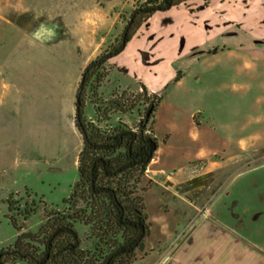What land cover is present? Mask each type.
I'll return each instance as SVG.
<instances>
[{
	"label": "rangeland",
	"instance_id": "rangeland-1",
	"mask_svg": "<svg viewBox=\"0 0 264 264\" xmlns=\"http://www.w3.org/2000/svg\"><path fill=\"white\" fill-rule=\"evenodd\" d=\"M143 1L0 0V248L18 235L6 217L8 199L36 209L25 221V229L36 230L42 203H61L78 179L83 143L75 95L87 66L81 67L83 56L98 43L99 56L120 40ZM223 3L238 11L248 6L239 17L241 29L229 31L234 37L223 33L210 11L221 0L202 8L201 0H189L156 11L109 60L113 68L99 89L102 98L142 86L162 96L151 125L159 151L136 186L147 235L132 264L167 263L196 227L254 228L264 243V50L253 43L264 28L255 20L264 3ZM88 95L83 117L102 129L118 121L135 128L143 116L145 106L138 104L96 119ZM198 152L208 153L206 174L195 183L204 187L191 196L172 188L178 181L166 175L186 183ZM76 228L88 246V226Z\"/></svg>",
	"mask_w": 264,
	"mask_h": 264
},
{
	"label": "trees",
	"instance_id": "trees-1",
	"mask_svg": "<svg viewBox=\"0 0 264 264\" xmlns=\"http://www.w3.org/2000/svg\"><path fill=\"white\" fill-rule=\"evenodd\" d=\"M187 1L144 0L131 12L120 40L84 68L79 94L83 146L77 159L78 179L61 203H42V219L36 230L25 229V221L36 209L21 208L17 201L7 200L6 217L18 235L10 245L0 248V264H132L135 249L141 247L147 235L145 206L136 186L152 156L138 160L140 151L149 147L153 137L152 120L162 96L148 94L143 86L136 93L114 90L108 99L98 92L109 75V60L125 46L122 40L124 44L131 40L158 9L165 10L167 3L172 7ZM202 1L206 6L209 0ZM179 77L177 74L175 79ZM87 91L96 119L125 114L138 104L145 106L143 116L135 128L118 121L102 129L83 117ZM77 223L90 230L92 240L88 246H83Z\"/></svg>",
	"mask_w": 264,
	"mask_h": 264
},
{
	"label": "crops",
	"instance_id": "crops-1",
	"mask_svg": "<svg viewBox=\"0 0 264 264\" xmlns=\"http://www.w3.org/2000/svg\"><path fill=\"white\" fill-rule=\"evenodd\" d=\"M224 1L225 0H221V5L218 8L212 6L209 8L212 14L216 15L217 21H215L224 25L223 33L225 35L231 34L234 37L235 32L229 31L233 28L241 29V26L238 25L239 17L246 16L248 6L238 11L233 6L223 5L225 4L223 3ZM259 1L264 3V0ZM259 11L260 16L255 19L256 23L264 22V8L260 7ZM208 20L209 22H214L213 18L210 19L209 17ZM261 27H263V25L259 26V29ZM256 35L257 39L254 40L253 43H255V45L257 44L260 50H264V28ZM252 37L253 39L255 38L254 36ZM100 45L101 44L98 43L92 50L83 56L82 68L98 56ZM258 45H262V47ZM217 51L218 50H216V52ZM108 64L110 69H112L113 66L111 63L108 62ZM68 101L71 106L73 101L72 95L69 96ZM156 151H159V146H157ZM207 155L208 153L206 152H198L196 163L190 175L191 179L186 183L179 177H174L170 174L166 175L167 177L173 178L174 181H178V184L173 183L171 187H178L185 190L187 194L191 195L192 193L191 196H194V193H197V188L204 187V183L197 185H195V183L199 182L198 180L202 179L206 174L205 160ZM167 182L170 183L169 181ZM186 193L183 192V194ZM258 233L260 234V232L254 230V228L249 229L245 227H243V229L196 227L190 231L187 242L176 245L172 259L165 264H264V243L260 242V239L257 238V236H259ZM161 250L165 251L166 247Z\"/></svg>",
	"mask_w": 264,
	"mask_h": 264
},
{
	"label": "water",
	"instance_id": "water-1",
	"mask_svg": "<svg viewBox=\"0 0 264 264\" xmlns=\"http://www.w3.org/2000/svg\"><path fill=\"white\" fill-rule=\"evenodd\" d=\"M171 7V5L169 3H167L165 5V10L166 9H169ZM204 6H200V8H202ZM158 11H161L160 9H158ZM122 43H123V46L125 45L124 44V39L122 40ZM105 57L101 58V59H104ZM85 71V69H84ZM82 87H83V73L81 75V79H80V82H79V86H78V89H77V93H76V98H75V121H76V124L78 125V129L79 131L82 133L83 132V125L81 123V120H80V115H79V104H80V98H79V94L82 90ZM155 149V145H152L151 148H150V153H152V151ZM140 229H141V234L143 233V226H140Z\"/></svg>",
	"mask_w": 264,
	"mask_h": 264
},
{
	"label": "flooded vegetation",
	"instance_id": "flooded-vegetation-1",
	"mask_svg": "<svg viewBox=\"0 0 264 264\" xmlns=\"http://www.w3.org/2000/svg\"><path fill=\"white\" fill-rule=\"evenodd\" d=\"M201 6L203 5V1L201 0ZM207 6V5H206ZM205 7V6H204ZM84 70V69H83ZM83 72V71H82ZM82 75V74H81ZM152 145H155V149L152 151V153H150V148ZM157 149V140L155 139V137H151L150 141H149V147L147 149H142L140 152V157L138 162H141L143 160H149L150 157L153 155L154 151Z\"/></svg>",
	"mask_w": 264,
	"mask_h": 264
}]
</instances>
